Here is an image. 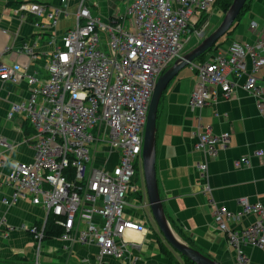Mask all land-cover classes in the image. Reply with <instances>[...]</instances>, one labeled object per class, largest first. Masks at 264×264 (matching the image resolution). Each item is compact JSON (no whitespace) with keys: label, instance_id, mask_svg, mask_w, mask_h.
<instances>
[{"label":"built area","instance_id":"obj_1","mask_svg":"<svg viewBox=\"0 0 264 264\" xmlns=\"http://www.w3.org/2000/svg\"><path fill=\"white\" fill-rule=\"evenodd\" d=\"M123 11L108 18L93 13L92 0H76L74 25L51 38L52 51L45 65L43 84L27 75L19 64H0V81L29 88L26 102L12 103L8 120L23 116L31 130L33 158L16 162L6 184L13 188L11 201L28 199L45 217L26 230L36 253L45 240L49 218L61 233L66 249L72 244L94 245L98 262L121 259L130 247L128 233L145 232L140 219L128 215L141 207L131 197L139 191L133 178L142 167V146L149 102L158 78L182 56L193 36L200 37L217 0H119ZM71 0L57 6L22 4L17 13L34 16V26L46 20L54 26ZM93 5V6H92ZM257 26L251 23L250 29ZM23 52L35 58L31 48ZM198 77L191 108L201 109L217 96L228 99L242 90L256 100L264 119V87L256 74L264 66V36L253 44L234 42L225 51L189 65ZM240 80L241 83L239 82ZM194 148L217 158L229 145V133L197 130ZM0 146L9 144L0 138ZM252 159L264 161V147L240 156L235 169L247 168ZM1 164V161H0ZM206 174L207 165H196ZM205 186L203 193L208 194ZM136 201V202H135ZM212 217L218 230L235 250L234 264H249L244 246L264 251V207L247 198L237 200L233 212L213 202ZM252 218L246 226L238 225ZM36 258V264H37Z\"/></svg>","mask_w":264,"mask_h":264},{"label":"crops","instance_id":"obj_2","mask_svg":"<svg viewBox=\"0 0 264 264\" xmlns=\"http://www.w3.org/2000/svg\"><path fill=\"white\" fill-rule=\"evenodd\" d=\"M103 2L107 11L105 18L123 11L118 0H101ZM22 4L48 7L57 6L58 0H0V64H19L27 75L43 84L47 80L45 65L52 51L51 38H58L74 25L76 0H71L66 13L54 26H47L46 20L34 26V16L14 11ZM90 4H94L92 11L99 17L104 13L97 12L95 0ZM252 22L256 30L250 29ZM261 35L264 36V0H247L239 20L207 53V59L225 51L234 42L253 44ZM26 46L31 48L35 58L23 52ZM256 77L259 86L264 87V66ZM197 83L196 73L187 66L161 96L155 151L159 196L173 231L183 242L219 264H234L235 250L218 230L210 202L233 212L238 210L239 198L264 207V161L252 159L247 168L233 167L234 160L240 156L264 147V119L257 111L256 100L242 90L228 99L218 95L207 107L191 108L189 102ZM29 88L25 80L17 84L0 81V138L9 144V148L0 146V264H36V258L37 264H99L96 246L72 244L67 250L58 238L44 240L37 254L30 234L23 228L40 224L45 211L28 199L3 202H10L13 196V188L6 184L13 165L30 162L34 154L31 142L27 141L32 133L27 120L21 115H15L12 120L6 118L12 103L27 101ZM206 129L213 134L229 133L228 148L215 159L194 148V133ZM200 163L207 165L203 176L196 170ZM205 186L209 188L208 194L203 193ZM127 213L142 220L146 231L128 233V241L137 244L128 249L126 257L104 258L105 264L188 263L165 242L150 209L138 207L132 211L128 208ZM251 221L252 218H245L238 227ZM242 249L249 264H264V251L247 245Z\"/></svg>","mask_w":264,"mask_h":264},{"label":"water","instance_id":"obj_3","mask_svg":"<svg viewBox=\"0 0 264 264\" xmlns=\"http://www.w3.org/2000/svg\"><path fill=\"white\" fill-rule=\"evenodd\" d=\"M247 0H233L223 19L218 26L207 36L202 37L201 41L192 49L185 52L177 58L174 63L161 74L158 78L148 106L146 124L143 136L142 146V174L146 191L148 207L156 227L161 233L165 242L178 255L186 258L193 264H219L200 251L188 246L173 231L168 218L165 215L164 208L159 196V190L155 174V151H156V134H157V113L158 106L163 92L169 83L177 74L198 60L201 56L206 55L225 36L246 4Z\"/></svg>","mask_w":264,"mask_h":264},{"label":"rangeland","instance_id":"obj_4","mask_svg":"<svg viewBox=\"0 0 264 264\" xmlns=\"http://www.w3.org/2000/svg\"><path fill=\"white\" fill-rule=\"evenodd\" d=\"M118 3H120L119 0H118ZM95 4L97 5V12H104V13H100V16L102 18H105V15H106L105 12H107V11H106L104 2L101 3V0H95ZM123 7L124 6L120 5V9H123ZM224 13H225V10H222V8L220 9L218 7V4H216L215 7L213 8L211 14L207 17V20L205 21L202 35L200 37L199 36L198 37L193 36L191 38V40L185 45L183 51L184 50L186 51L190 48L192 49L193 45L195 43L197 45L201 41L202 37L210 34L218 26V24L221 22V20L223 19ZM206 57H207V53H206ZM138 168L139 169L136 171V174L133 178V185H134V187L138 186L139 191L137 193H133L131 195V197L133 199H135L137 202H139L141 207L146 208V211H148L149 210L148 204L146 203V201H144V198H145L144 194L146 195V191H145V186H144V181H143V174H142L141 165H138ZM174 256L176 258L177 255H174ZM182 262H183V260H182ZM183 264H184V262H183Z\"/></svg>","mask_w":264,"mask_h":264},{"label":"trees","instance_id":"obj_5","mask_svg":"<svg viewBox=\"0 0 264 264\" xmlns=\"http://www.w3.org/2000/svg\"><path fill=\"white\" fill-rule=\"evenodd\" d=\"M232 1L233 0H217L216 4H218V7L220 9L222 8V10H225V12H226V10L228 9V7L232 3ZM246 5H247V1H246V4L244 5L243 9L241 10L236 22L239 20V17L241 15V13L244 12ZM203 57L204 56H201L199 58V60L202 59ZM157 117H158V113H157ZM60 233H61L60 229L53 224L52 218H49L48 221H47L46 227H45V240H51V239H54V238H58L60 236ZM180 257H182V256H180ZM182 258L186 259L184 257H182ZM187 261H188L187 264H189V263L193 264L189 260H187Z\"/></svg>","mask_w":264,"mask_h":264}]
</instances>
